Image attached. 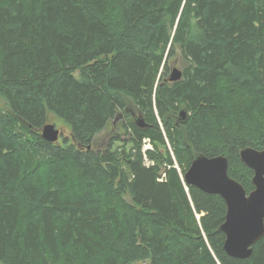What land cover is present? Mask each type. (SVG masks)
Masks as SVG:
<instances>
[{
	"label": "trees",
	"instance_id": "obj_1",
	"mask_svg": "<svg viewBox=\"0 0 264 264\" xmlns=\"http://www.w3.org/2000/svg\"><path fill=\"white\" fill-rule=\"evenodd\" d=\"M50 122L71 136L44 140ZM248 147L264 0H0V264H264V238L226 253L224 199L184 180L225 156L249 194Z\"/></svg>",
	"mask_w": 264,
	"mask_h": 264
},
{
	"label": "water",
	"instance_id": "obj_2",
	"mask_svg": "<svg viewBox=\"0 0 264 264\" xmlns=\"http://www.w3.org/2000/svg\"><path fill=\"white\" fill-rule=\"evenodd\" d=\"M182 78L183 72L174 68L169 81L178 82ZM186 116V112L182 111L181 118ZM137 124L145 127L140 119ZM62 136L63 133L54 124H48L42 130L43 139L50 143H58ZM240 158L254 174V190L249 194L240 182L229 175V159L225 156L210 158L204 154L196 155L184 180L187 186L224 199L227 215L220 231L226 236L225 251L233 258L249 259L254 246L264 238V150L248 147L241 150Z\"/></svg>",
	"mask_w": 264,
	"mask_h": 264
},
{
	"label": "rangeland",
	"instance_id": "obj_3",
	"mask_svg": "<svg viewBox=\"0 0 264 264\" xmlns=\"http://www.w3.org/2000/svg\"><path fill=\"white\" fill-rule=\"evenodd\" d=\"M169 68H170V73L172 72V70L174 69V68H178L179 70H183V68H184V62H183V60H182V58H181V55L178 53L177 54V56H176V58H174L173 60H171L170 62H169ZM170 75V74H169ZM50 124H54L56 127H57V129H59L62 133H63V135L65 136V137H70L71 136V134H70V130H68V128L65 126V125H63V124H55V123H52V122H50ZM118 126H119V123L117 124ZM108 137V135H103L102 137H101V139L103 138V139H106ZM108 139V138H107ZM144 146H145V143H144ZM149 149V148H148ZM153 149V148H152ZM147 150V151H143V153H144V159H145V161H146V163L148 164V165H151L152 164V162L151 161H149V159H148V152H150V151H153V150ZM143 150H144V147H143ZM123 154H124V152H123ZM120 157V156H119ZM123 158H126V156H124L123 155Z\"/></svg>",
	"mask_w": 264,
	"mask_h": 264
},
{
	"label": "built area",
	"instance_id": "obj_4",
	"mask_svg": "<svg viewBox=\"0 0 264 264\" xmlns=\"http://www.w3.org/2000/svg\"><path fill=\"white\" fill-rule=\"evenodd\" d=\"M145 146H144V150L143 151H147V150H151L153 148V146L151 145L149 140H145ZM149 148V149H148ZM165 178V176H163V179Z\"/></svg>",
	"mask_w": 264,
	"mask_h": 264
},
{
	"label": "bare ground",
	"instance_id": "obj_5",
	"mask_svg": "<svg viewBox=\"0 0 264 264\" xmlns=\"http://www.w3.org/2000/svg\"><path fill=\"white\" fill-rule=\"evenodd\" d=\"M153 150V149H152Z\"/></svg>",
	"mask_w": 264,
	"mask_h": 264
}]
</instances>
